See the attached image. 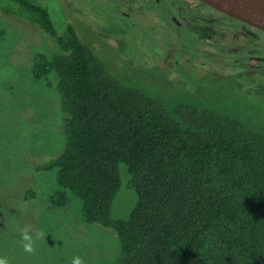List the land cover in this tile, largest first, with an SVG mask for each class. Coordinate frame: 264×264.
Segmentation results:
<instances>
[{
	"label": "trees",
	"instance_id": "obj_1",
	"mask_svg": "<svg viewBox=\"0 0 264 264\" xmlns=\"http://www.w3.org/2000/svg\"><path fill=\"white\" fill-rule=\"evenodd\" d=\"M0 12L59 46L38 52L31 73L57 78L64 147L35 170L56 172L52 206L72 193L88 223L115 231L120 252L105 264H264V123L201 89L168 100L151 79H118L94 43L72 26L60 32L40 3L0 0ZM122 167L137 196L127 218L113 215Z\"/></svg>",
	"mask_w": 264,
	"mask_h": 264
},
{
	"label": "rangeland",
	"instance_id": "obj_2",
	"mask_svg": "<svg viewBox=\"0 0 264 264\" xmlns=\"http://www.w3.org/2000/svg\"><path fill=\"white\" fill-rule=\"evenodd\" d=\"M32 1L51 5L53 0ZM181 1L196 10H208L196 0ZM131 9L136 20L143 18L149 22L146 27L151 36L150 45L138 41H132L130 45L134 48L133 45L139 44L142 52L149 49L152 53L134 54L137 61L129 55L132 53L128 47L125 53L118 49L104 52L101 48L99 56L113 75L126 80L136 75L143 82L151 79L155 83L149 84L152 90L168 100L182 88L201 89L206 98L222 102L225 107L250 116L257 123H264V92H252L256 88L254 80L249 82L250 85L244 84L239 75L232 72L233 69L217 74L218 69L214 65H201L195 57L200 55L197 54L200 52L198 41L192 36L181 34L171 22L164 23L149 10L145 16L139 9ZM54 11L58 30L62 32L68 23L60 9ZM215 13L217 19H227L229 25L240 24L239 20L219 10ZM77 21L82 20L77 17ZM86 24L82 22L80 28L84 36L97 39L98 32ZM241 25L248 37L264 43L263 30L248 23ZM154 34L162 38L160 43ZM114 37L117 39L118 33ZM236 41L246 40L238 38L232 42ZM118 45L111 43L112 48ZM38 52L53 55L60 49L57 42L44 32L28 31L0 12V258H6L8 264H72L73 257L80 256L86 264H105L113 261L120 252L115 231L88 223L83 217L81 201L72 193L68 194L71 201L66 207L52 206L49 199L61 189L56 172L35 170L37 165L62 152V128L66 116L56 76L51 75L44 80H36L32 76L34 57ZM255 54L264 57V49ZM166 57L180 67V74H172L175 71L171 70V73L168 68L156 65L167 60ZM211 57L221 59L214 52H211ZM228 57L229 60L225 59L228 65L239 61L235 55ZM260 63L256 62L261 66L256 67L260 72L257 79L264 83V65ZM205 70L212 73L204 74ZM121 171L123 182L114 203L113 215L127 218L137 196L129 187L127 170L122 167ZM27 191L37 194L36 197L30 199ZM25 227H29L34 239L37 232L44 233L43 238L35 240L33 253H27L23 248L21 232Z\"/></svg>",
	"mask_w": 264,
	"mask_h": 264
},
{
	"label": "flooded vegetation",
	"instance_id": "obj_3",
	"mask_svg": "<svg viewBox=\"0 0 264 264\" xmlns=\"http://www.w3.org/2000/svg\"><path fill=\"white\" fill-rule=\"evenodd\" d=\"M195 2L204 5L208 10H196L193 6L191 7V5L181 0H53L51 5L44 4V6L51 11L55 23L58 18L53 14L54 10L60 9L65 21L68 23L66 27H74L80 37L86 42L94 43L99 52L103 48L104 52L108 49H118V51L125 53L128 47L132 53L129 55H133L134 60H137L134 54L137 53V55L142 56L144 52L151 54L152 50L148 49L142 52V47L139 44L133 45L134 48L131 47L132 41L150 45L149 37L151 36L149 29L146 27L149 22L143 18L136 20L131 8H134V10L139 9L140 14L145 13V16H148L146 10H149L152 14H156L159 20H163L164 23L171 22L181 34L192 36L196 42L198 41L200 52H197V54L200 55L194 56L201 65L208 66L207 63L214 65L219 71H216L217 74L233 69L232 72L237 73L239 80L243 81L244 84H249L254 80L256 86L254 90L258 88L264 90L263 81L257 79L260 77V74H258L260 72L256 68L261 67L256 65V62H264V57L255 54L264 49V43L262 44V42L248 37L241 25V23L246 22L237 19L240 21L238 22L239 25H229L227 19L220 20L216 18V8L202 0H196ZM52 5L56 8L54 9ZM77 17H80L82 21L75 22ZM79 22L80 24H78ZM82 22L87 23L90 28L98 32L97 39L91 40L84 36L80 29ZM117 33L118 38L115 39L114 36H117ZM154 36L158 38V43L162 41L160 36L155 34ZM238 38L246 41L232 42L233 39ZM111 43H118L119 45L112 48ZM101 44H104V46H101ZM211 52L216 53L221 59L212 58ZM230 54L239 57V61L228 65L225 59L229 60L228 56ZM154 55L156 56V54ZM166 59L156 65L166 67L170 72L171 70L175 71V73L171 72L172 74H180V67L175 65V62L170 58L166 57ZM163 63H167V65H163ZM260 64L264 65V63ZM209 73H212V71H204V74ZM262 79L264 78L262 77Z\"/></svg>",
	"mask_w": 264,
	"mask_h": 264
},
{
	"label": "water",
	"instance_id": "obj_4",
	"mask_svg": "<svg viewBox=\"0 0 264 264\" xmlns=\"http://www.w3.org/2000/svg\"><path fill=\"white\" fill-rule=\"evenodd\" d=\"M236 19L264 30V0H202Z\"/></svg>",
	"mask_w": 264,
	"mask_h": 264
},
{
	"label": "clouds",
	"instance_id": "obj_5",
	"mask_svg": "<svg viewBox=\"0 0 264 264\" xmlns=\"http://www.w3.org/2000/svg\"><path fill=\"white\" fill-rule=\"evenodd\" d=\"M21 235H22V240L24 241L23 243L24 251L27 253H33L35 251L34 249L35 240L43 238L44 233L37 232L34 239L33 236L30 234L29 227H25L24 229H22ZM0 264H8L7 259L0 258ZM72 264H86V262L83 260L82 257L75 256L72 259Z\"/></svg>",
	"mask_w": 264,
	"mask_h": 264
}]
</instances>
